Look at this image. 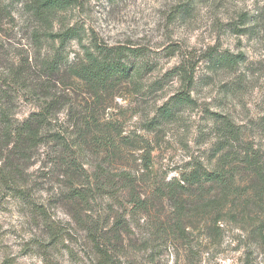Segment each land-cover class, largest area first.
Returning <instances> with one entry per match:
<instances>
[{"label":"rangeland","instance_id":"obj_1","mask_svg":"<svg viewBox=\"0 0 264 264\" xmlns=\"http://www.w3.org/2000/svg\"><path fill=\"white\" fill-rule=\"evenodd\" d=\"M25 1L1 0L9 14L0 23V76L6 74L10 62L38 54L50 57L57 47V41L46 37L40 46L35 44L36 21ZM52 23L53 32L68 27L76 32L61 50L68 63L83 58L87 49L96 52L97 46H122L132 51L127 55L139 72L108 93L102 92L97 100L84 82L68 75L58 79L57 85L68 87L63 92L73 99V138L76 120L87 117L95 106L102 135L113 137L118 151L109 155L104 143L98 154L96 146L82 147L86 172L81 182L86 186L84 176L89 182L96 176L105 189L95 190L89 205L75 203L73 219L70 208L54 197L61 187L59 179L44 177L42 156L24 171L23 198L0 184V264H183L185 243L179 240L167 245L154 239V228L144 223L141 214L133 215L132 205L124 201L130 187L118 190L122 182L116 175L125 172L135 178V190L152 204L151 215L170 212L165 199H156L157 192L173 181L185 184L182 175L197 162L213 168L216 133L209 112L227 116L240 128L238 152L232 150V155L241 158L247 149L264 171V0H77L56 13ZM234 26L241 32L233 30ZM213 48L242 54V59L233 70L214 71L206 54ZM179 67L192 73L189 87L177 74ZM181 91H188L194 103L175 104L180 111L174 120L154 129L147 127L158 108L169 101L172 105L171 98ZM16 104L18 119L38 108L23 93ZM57 117L58 122L66 123V108ZM242 167L233 180L238 189L256 179ZM99 168L105 172L97 175ZM106 179L115 186L109 187ZM113 190H118L120 199L107 194ZM197 190L195 185L186 186L177 191L178 198L200 203L220 192L212 190L199 198L194 197ZM257 195L250 189L247 194L229 196L227 200L233 204L228 203L226 211L232 214L225 216L220 237L207 244L203 212L193 203L187 206L191 209L187 221L192 222L188 228L196 236L192 244L195 248L207 246L200 264H264L254 234L264 221V200ZM38 208L60 227L62 239H51ZM119 214H124L129 227L110 239L107 248L112 258L105 261L94 249L86 227L95 223L97 234L110 238Z\"/></svg>","mask_w":264,"mask_h":264},{"label":"trees","instance_id":"obj_2","mask_svg":"<svg viewBox=\"0 0 264 264\" xmlns=\"http://www.w3.org/2000/svg\"><path fill=\"white\" fill-rule=\"evenodd\" d=\"M24 3L26 10L36 21L32 33L35 44L40 46L42 39L46 37L53 42L57 41V47L50 57L40 58L38 54L37 57L26 56L10 62L6 74L0 76V80H2V83L0 82V184L7 187L14 195L23 198L26 195L24 186L27 182L24 171L42 156L43 163L40 167L45 169L44 177L56 176L59 179L61 187L58 188L54 197L70 208V215L73 219L75 203L80 206L89 205L95 190L105 189L96 176L93 182H89L88 176H84L87 181L86 186L81 182V178L86 172L84 168L86 152L82 147L88 146V144L96 146L95 154H98L101 151L100 145L104 143L109 155L111 153L114 155L118 151V147L115 146L113 137L102 135L103 130L99 127L95 106L88 111L87 117L76 120L79 123L75 125L76 135L73 138V99L67 98L68 92L66 94L63 92L68 87L61 89L56 82L63 75H68L72 79L74 77L78 81L84 82L97 100L102 92L108 93L123 81L132 79L134 73L139 72V68L135 67L134 62L129 61L127 54L132 51L122 46H97L96 52L87 49L83 58L76 63H68L61 50L64 51L65 45L75 37L76 32L69 27L60 32H53L52 20L56 13L76 4L77 0H26ZM8 14L6 6L2 5L0 0V23L2 18ZM232 29L241 32L238 30L240 28L237 29L235 26ZM206 54L209 56L208 65L214 71L233 70L242 59V54H233L228 51L219 52L215 48ZM177 74L183 76L182 79L186 86L189 87L192 84V73H188L185 67H179ZM22 93L36 101L38 108L31 111L26 117L18 119L15 109L17 99ZM171 102L172 105L169 101L158 108V112L147 122V127L154 129L164 122L174 120L180 111L178 105L194 103L188 91L175 94L171 98ZM177 103L179 104L175 105ZM63 108H66V123L64 124L58 122L57 117L58 111ZM208 114L213 120L216 133L211 154V159H215L213 168L207 169L197 162L193 164L190 171L182 175V179L186 186L195 185L199 190H197L198 192L194 191V197L202 196V194L216 189L218 192L220 191L219 196L214 195L213 198L204 199L200 203L197 202L198 200L187 202V200L178 198L177 194L178 190H184L185 184L173 181L165 185L163 192L159 190L156 194V199H165L168 202L171 207L170 212L153 216L150 211L152 204H149V199L142 197L135 190V178L133 179L125 172L116 175L122 182L120 187H117L118 190L130 187L126 194L128 198L124 201L132 205L133 215L141 214L145 218L144 223L154 228L155 232L152 233L154 239L163 240L167 245L174 244L179 240L185 243L183 264H200L201 254L207 248V246L206 248L200 246L195 248L192 244L196 236L193 229L188 228V223L191 222L187 221L189 219L187 213L191 210L187 209L189 204L197 205L196 210L204 214V239L207 244L220 237L225 216L230 217L232 214L226 211L228 203H231L227 200L229 196L236 197L238 194H247L251 189L258 193L256 198L264 200V197L262 198L264 171L257 166L256 155L250 154L247 149L241 158L232 155V150L238 152L236 145L240 143L239 139L242 137L240 128L227 116L215 112ZM148 157L149 154L146 153L144 155L145 169H148L149 166ZM242 166L246 167L245 172L253 173L256 179L250 181L249 185L238 189L233 180L235 174L239 173L238 170L243 169ZM97 171V175L105 172L103 168H99ZM109 179H106V182L111 183L109 187L113 188L115 183L112 184ZM206 184H208L209 190L205 189ZM118 190L107 192V194L116 196L118 200L120 199ZM242 190H244L243 193ZM37 212L51 239L53 241L62 239V230L49 221L45 210L38 208ZM74 219L77 220L75 214ZM123 219L124 214L117 215L113 236L110 238L97 234L99 227L95 223L86 227L87 235L91 239L94 249L105 261L112 258L111 250L107 248L110 239H116L121 231L126 230L125 226L129 227ZM254 234L264 255V221L256 227Z\"/></svg>","mask_w":264,"mask_h":264}]
</instances>
